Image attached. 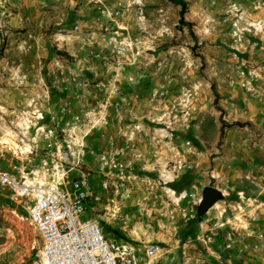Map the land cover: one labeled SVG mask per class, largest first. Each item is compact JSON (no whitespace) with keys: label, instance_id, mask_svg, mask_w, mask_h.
<instances>
[{"label":"rangeland","instance_id":"rangeland-1","mask_svg":"<svg viewBox=\"0 0 264 264\" xmlns=\"http://www.w3.org/2000/svg\"><path fill=\"white\" fill-rule=\"evenodd\" d=\"M183 1L186 2L184 21L190 23L189 30L178 24L179 7L170 0H69L68 7L72 12L77 7L85 10V14L78 17L84 22L80 30L85 37L83 44L76 47L78 42L74 43L71 38V33L78 31L75 23L67 29L51 25L47 30L34 33L30 26H24L26 15L21 12L17 0H0V171L8 172L17 181H30L42 162L47 166L54 165V157L49 152L51 147L57 148V142L65 139L80 138L88 129V121L100 111H104L106 120L108 107L114 105L109 101L111 95L122 96L120 87H133L136 77L165 82L160 91L150 96L160 101L158 107L166 106L163 110H153L155 115L150 124L170 133H175L184 119L192 120L198 106L215 108L213 94H216L215 79L219 75L231 73L235 80L227 81V85L237 82L246 94L261 99L264 58L259 62L246 61L250 51L264 50L259 46L258 36L251 34L264 24V0ZM99 39L103 45L98 47L99 51H93L88 42ZM251 40L258 44L252 46ZM77 53L88 57L104 56L102 71L107 76L108 90L92 110L80 115L82 120L76 118L73 121L80 122V127L77 135L71 134L67 138L51 129L36 127V122L40 121L36 109L46 91L43 74L56 67L71 77V72L78 71L79 66L73 63ZM55 57L62 67L54 63ZM119 75L123 77L121 81L117 80ZM135 121H130L131 130L126 141L130 133L134 132L135 137L138 135L139 127ZM65 145L60 147L61 151H66ZM108 146L112 149V158L122 162L114 143ZM146 179L155 182L157 190L141 189V197H136L129 194L133 186L126 184L122 194V202L129 205L133 201L135 210L129 218L134 221L139 218L137 215L145 203L150 201L147 196H155L156 208L172 205L174 194L175 198L180 197L178 177L164 175ZM169 188H172L171 194ZM31 202V193L22 199L15 197L14 191L0 188V264L43 263L39 235L26 220L27 206ZM188 205L190 207V200ZM147 211L153 212V206ZM153 213L154 216L145 214V222L130 226L129 233L133 234H124L123 242L142 250L151 244L165 245L162 237L174 231L175 220L156 210ZM118 217L125 215L118 214ZM88 218L85 211L79 215V220ZM91 218L94 220L92 215Z\"/></svg>","mask_w":264,"mask_h":264},{"label":"crops","instance_id":"crops-1","mask_svg":"<svg viewBox=\"0 0 264 264\" xmlns=\"http://www.w3.org/2000/svg\"><path fill=\"white\" fill-rule=\"evenodd\" d=\"M17 1L21 12L26 15L24 26H30L34 33L47 30L51 25L67 29L75 23L78 31L72 32L71 38H74V43L78 42L76 47L79 43L83 44L85 36L80 29L84 22L78 17L85 14L84 8L77 7L72 12L68 7L69 0ZM251 34L258 36L259 46L263 49L264 24L260 25L259 31H252ZM100 42L101 39L88 44L93 51H99L98 47L103 45ZM250 44L254 46L258 41L254 43L251 40ZM56 57L53 58L54 63L62 67ZM263 58L264 50L250 51L246 62H259ZM103 59L102 54L88 57L77 53L73 63L79 69L71 72V77L56 67L43 74L42 83L46 91L42 93L41 103L36 109L43 119L36 122V127L59 132L61 137L77 135L80 122L73 121L76 118L82 120L80 115L92 110L108 90L107 76L102 71ZM230 74L219 75L215 79L217 106L223 114L213 106H198L192 120L181 121L175 133L170 126L171 133L150 124L155 115L153 110L166 107H158L160 101L150 96L160 91L165 82L136 77L133 87H120L121 98L111 95L109 101L114 105L108 107L105 122L82 140L81 165L89 171L91 194L98 198L96 202L87 199L84 211L88 219H92L91 215L94 217L104 237L115 245L134 248L123 239L125 235L133 234L128 228L135 222L136 225L145 222V214L154 216L156 210L175 220V229L163 235L165 245L160 247L155 260H147L143 250L136 249L138 264H179L183 260L192 264H210L212 259L209 255L221 252L224 244H228L223 255L229 264H264V101L246 94L237 82L227 85V81L235 80ZM122 78L119 75L117 80ZM134 119L139 132L134 138L133 148H129L126 135L131 130L130 121ZM222 121L227 124L239 122L244 126L225 130L221 137ZM71 125L76 127L71 128ZM79 139L75 136L57 142V148L51 147L49 152L54 162L60 164L61 155L67 154L65 150H60L63 143L72 152L75 146L71 145V140ZM109 143H114L118 157L126 164L123 183L117 181L116 159L112 158ZM77 175L76 170L68 173L70 178ZM164 175L179 178L180 197L177 199L174 194L172 205L156 208L155 196H147L150 201L137 215L139 218L135 221L129 218L133 217L135 207L133 201L127 205L121 200L126 191L125 185L133 186L129 194L141 197V189L157 190L156 183H150L147 177ZM105 178L114 185L109 191L101 187ZM205 187L216 189L221 197L203 213H198L196 205L195 213L189 216L186 214L189 208L187 195H196L200 201ZM181 196L184 198L181 199ZM152 206L154 211H147ZM118 214L125 217L119 218ZM200 223L203 225L200 226Z\"/></svg>","mask_w":264,"mask_h":264},{"label":"built area","instance_id":"built-area-1","mask_svg":"<svg viewBox=\"0 0 264 264\" xmlns=\"http://www.w3.org/2000/svg\"><path fill=\"white\" fill-rule=\"evenodd\" d=\"M264 76V74H263ZM264 101V91L261 94ZM38 118L42 117L38 114ZM105 121L104 111L89 120L88 129L80 139L71 142L75 150L62 154L59 163L42 166L35 171V177L30 181L16 180L8 172L0 171V188H7L15 192V197L24 199L31 193L32 202L27 206L26 220L38 233L41 241V256L46 264H138L136 249L127 245H115L101 233L100 227L92 219L79 220L84 211V203L91 198H98L90 192L88 174L82 168V140L84 136ZM138 130V127H135ZM134 132L127 139L129 148H133ZM130 144H132L130 146ZM118 154V152H117ZM116 178L123 183L126 165L116 161ZM76 170L78 175L70 178L68 173ZM26 179V178H25ZM113 186L109 179H104L101 187L108 191ZM189 216L195 213L199 202L198 196L189 194ZM203 224L200 223V226ZM228 244H224L222 251L211 256L210 264H229L223 253ZM160 247L151 244L143 249L147 260H155ZM153 264V263H152ZM179 264H192L183 260Z\"/></svg>","mask_w":264,"mask_h":264},{"label":"trees","instance_id":"trees-1","mask_svg":"<svg viewBox=\"0 0 264 264\" xmlns=\"http://www.w3.org/2000/svg\"><path fill=\"white\" fill-rule=\"evenodd\" d=\"M172 2H174V4L178 5L179 7V11H178V24L182 25V26H185L188 30L190 28V23H187L184 21V13H185V8H186V2H184L183 0H170ZM189 34L190 31H189ZM214 106L216 108L217 111H221L218 107H217V100H218V97L217 95L214 93ZM221 113H223L221 111ZM244 124L243 123H239V122H233V123H230V124H227V123H224L223 121L221 122V137H223V134H224V131L225 130H229V129H232V128H241L243 127Z\"/></svg>","mask_w":264,"mask_h":264},{"label":"water","instance_id":"water-1","mask_svg":"<svg viewBox=\"0 0 264 264\" xmlns=\"http://www.w3.org/2000/svg\"><path fill=\"white\" fill-rule=\"evenodd\" d=\"M220 197L221 195L216 189L212 187L203 188L200 201L197 204L198 213L205 212L213 204V202Z\"/></svg>","mask_w":264,"mask_h":264},{"label":"bare ground","instance_id":"bare-ground-1","mask_svg":"<svg viewBox=\"0 0 264 264\" xmlns=\"http://www.w3.org/2000/svg\"><path fill=\"white\" fill-rule=\"evenodd\" d=\"M42 259H43V258H42ZM42 262H43L42 264H46V262H45V260H44V259L42 260Z\"/></svg>","mask_w":264,"mask_h":264}]
</instances>
